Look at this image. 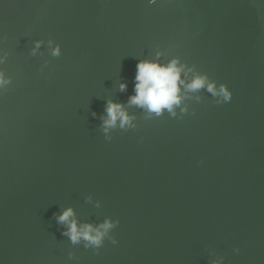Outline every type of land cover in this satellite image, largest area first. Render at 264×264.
<instances>
[{"label":"water","instance_id":"obj_1","mask_svg":"<svg viewBox=\"0 0 264 264\" xmlns=\"http://www.w3.org/2000/svg\"><path fill=\"white\" fill-rule=\"evenodd\" d=\"M5 53L0 264H264V0H0ZM174 58L231 101L129 105L136 64ZM109 100L133 126L103 131ZM69 207L119 219L98 253L63 235Z\"/></svg>","mask_w":264,"mask_h":264},{"label":"clouds","instance_id":"obj_2","mask_svg":"<svg viewBox=\"0 0 264 264\" xmlns=\"http://www.w3.org/2000/svg\"><path fill=\"white\" fill-rule=\"evenodd\" d=\"M43 41H36L35 48L32 49V55H35L37 50L41 47ZM49 46L53 44L52 40L48 41ZM53 57L61 55V47L59 44L51 49ZM159 53L157 56L159 57ZM7 60V53L0 55V64ZM192 69L185 68L180 64L179 60L174 58L166 64H162L159 60H140L136 64L135 74V95H132L129 100V105H134L145 109L148 113L156 115L162 114L164 110H168L174 116L176 113L174 109L179 107L186 98L187 93L199 92L206 89L213 97H218L216 103L223 104L230 102L232 99V92L225 84H220L217 87L214 81H210L206 75L196 74L191 80L187 77ZM12 84V77L7 76L4 70H0V90L7 91L8 86ZM127 89L126 83L120 84V90ZM183 91V95L181 94ZM199 99V97H197ZM181 111H187V108H182ZM106 115L101 117L103 120V131L108 133L110 129L127 128L132 125L134 117L130 116L121 103L109 100L105 107ZM95 115V113H93ZM110 139V137L108 138ZM89 201L91 197L87 198ZM97 202V207H99ZM55 215L58 224L66 226L63 235L67 236L72 244H78L84 241V247L87 249L93 247L99 252L103 245L104 239L109 235L110 231L116 228L120 221L111 218L105 219L103 223L94 225L92 223L79 224L75 218V213L71 207L65 209L61 214ZM113 244L117 243L115 237L111 238ZM238 253L239 249H235ZM71 256V254H69ZM223 258L213 261V264H222Z\"/></svg>","mask_w":264,"mask_h":264}]
</instances>
